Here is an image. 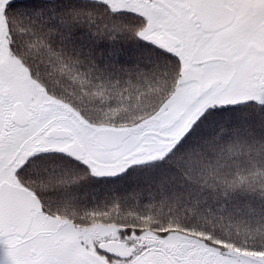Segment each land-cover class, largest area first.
Wrapping results in <instances>:
<instances>
[{"label":"snow or ice","instance_id":"6c2138e0","mask_svg":"<svg viewBox=\"0 0 264 264\" xmlns=\"http://www.w3.org/2000/svg\"><path fill=\"white\" fill-rule=\"evenodd\" d=\"M0 264H264V0H0Z\"/></svg>","mask_w":264,"mask_h":264}]
</instances>
